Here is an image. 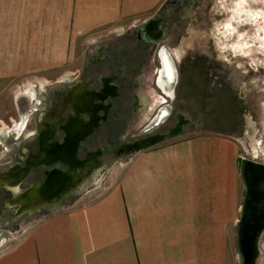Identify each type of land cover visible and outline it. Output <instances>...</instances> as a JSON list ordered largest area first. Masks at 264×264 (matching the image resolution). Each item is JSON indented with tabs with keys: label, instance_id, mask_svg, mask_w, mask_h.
Here are the masks:
<instances>
[{
	"label": "crops",
	"instance_id": "1",
	"mask_svg": "<svg viewBox=\"0 0 264 264\" xmlns=\"http://www.w3.org/2000/svg\"><path fill=\"white\" fill-rule=\"evenodd\" d=\"M162 1L0 0V81L24 80L26 74L64 66L73 58L70 44L78 36L146 15ZM78 82L85 84H75ZM20 88L19 84L11 88L13 105L19 113L13 128L22 131L19 136H31L22 141L34 139L36 147L32 150L22 146L17 163L0 168V189L12 195L0 203V229L17 218L41 217L31 227L18 228L10 244L6 241L8 246L0 251V264H238L241 255L236 229L244 193V157L223 136L177 139L141 149L124 165L107 169L94 184L89 185V181L96 178L99 169L89 175L91 178L72 183L62 193L64 198L71 197L69 204L58 207V196L35 206L33 211L24 209L19 213L30 202L44 201L51 191L33 198L32 191L40 184L30 180L33 172L42 171L46 181L47 172L58 169L56 163L62 165L64 170L58 169L61 172L71 170L62 160L49 165L34 161L44 153L53 158L62 156L49 151L56 145L54 140L58 141L55 134L62 132L64 140L63 125L70 116L77 117L64 96L58 105L60 114L34 113L38 128L32 130L34 134H25L32 116L28 112H36L39 103L31 93L30 108L20 114L16 103ZM63 110H68L69 116L63 117ZM48 126L52 127L53 138L41 142L40 134ZM6 127H0V142L12 132ZM177 134L181 133L166 135L165 139ZM257 145L251 140L254 158L260 153ZM0 146L1 161L8 147L3 143ZM96 151L101 157L102 150L97 148L78 158L76 150L77 162ZM126 151L122 148L114 155ZM93 158L85 164L94 163ZM99 162L101 168L100 158ZM14 181L16 185H9ZM15 197L18 201L11 203ZM256 262L264 264V232Z\"/></svg>",
	"mask_w": 264,
	"mask_h": 264
},
{
	"label": "rangeland",
	"instance_id": "2",
	"mask_svg": "<svg viewBox=\"0 0 264 264\" xmlns=\"http://www.w3.org/2000/svg\"><path fill=\"white\" fill-rule=\"evenodd\" d=\"M156 20L165 36L153 44H137L139 49H135L130 54L132 59L127 61L130 68L126 67V63L122 65L129 75L136 70L133 78L135 81H131L129 86V83L118 82V78L113 81L116 89L109 82L112 77H105L101 92L90 90L100 87V75L117 74L118 70L111 61L112 54L120 58L124 51L129 54V49H132L122 42L129 43L131 38L141 40V27ZM70 47L73 58L64 66L26 74L24 80L0 81V121L3 120L0 127L3 130L8 126L6 128L12 131L4 142H0V145L3 143L8 147L0 161V168L17 163L22 146L26 145L32 150L36 147L34 139L22 141L31 136H19L22 131L13 128L19 116L13 105L14 91L11 88L14 84H19V90L22 91L17 94L16 103L19 95H29L30 103L32 96L29 92L39 103L36 112H28L32 116L27 122L25 134H34L32 130L38 128L34 113L46 110L45 113L51 111L50 114H60L58 105L64 100V96L66 104L71 103L68 106L74 108L78 117L71 119L70 116L69 122L67 120L66 125H63L66 134L64 140L62 132L55 134L60 142L53 139L56 145L49 151L51 154L54 150L62 156L53 158L42 151L44 156L35 158L34 161L49 165L63 159V162L71 166L72 172L59 171L58 169H64L60 163H56L54 166L58 169L47 172L48 183L43 179L45 175L42 171L33 172L30 180L40 183L32 191L33 198L37 199L40 193L46 195L51 191L44 197V201L30 202L27 205L29 207L22 208L19 213L24 209L32 211L35 206L52 201L58 196V207L69 204L71 197L64 198L62 193L72 183L81 182L84 177L91 178L89 175H95L99 169L100 173L96 178L89 181V185L94 184L103 172L114 165H124L142 146L149 145L146 142L151 139L154 140L150 144L157 146L177 139L223 136L238 148L244 158L264 163V0H163L155 10L146 15L78 36ZM163 54L168 55L172 65L169 75L163 68ZM96 63H101L103 72L96 68ZM160 71L163 72L161 81H158ZM32 81L37 85L34 89L29 86ZM77 81L86 85L81 82L75 84ZM21 82H25V85ZM71 85L73 86L69 90ZM117 92L118 99H108L112 106L105 118L108 105L102 102L106 96L114 97ZM46 98H51V104L48 105ZM100 108L104 109L102 118L105 121L100 122L97 132L80 142L98 126ZM61 114L63 117L69 116L68 110H63ZM246 119L254 129L252 139L258 140L259 157L254 158L251 153ZM179 132L180 135L164 139L166 135ZM40 137L41 142L52 139V127L48 126ZM141 141L143 142L139 145ZM97 148L102 150L101 157L100 151L86 156V160L94 157V163L90 161V164H85L86 160L77 162L76 150L78 158H81L86 151ZM122 148L127 149L124 154L114 155L116 151H122ZM99 158L103 163L101 168ZM26 172L27 168L24 169V173ZM52 178L56 181H51ZM58 178L61 179L59 183ZM26 184L28 181L20 188ZM56 184L58 185L55 187ZM9 185H16V182ZM11 196L10 191L0 189V203ZM16 201L18 198L15 197L11 203ZM40 217L36 214L17 218L8 227L4 226L7 229H0V251L8 246L6 241L11 243L18 228L31 227ZM238 264H242L241 257Z\"/></svg>",
	"mask_w": 264,
	"mask_h": 264
},
{
	"label": "water",
	"instance_id": "3",
	"mask_svg": "<svg viewBox=\"0 0 264 264\" xmlns=\"http://www.w3.org/2000/svg\"><path fill=\"white\" fill-rule=\"evenodd\" d=\"M151 146L149 143L141 149ZM241 175L244 193L236 229L237 246L242 264H257L264 232V163L244 158Z\"/></svg>",
	"mask_w": 264,
	"mask_h": 264
},
{
	"label": "flooded vegetation",
	"instance_id": "4",
	"mask_svg": "<svg viewBox=\"0 0 264 264\" xmlns=\"http://www.w3.org/2000/svg\"><path fill=\"white\" fill-rule=\"evenodd\" d=\"M140 29V28H139ZM140 34H141V36H140V38H141V40L140 39H136V38H131V40H130V42H131V44H130V42L128 43L127 41L126 42H122L123 43V45H130L131 46V48L132 49H129V50H131L130 51V53L128 54L127 53V51H124L122 54H121V56H120V58H116L115 57V55H113L112 54V58H111V61L112 62H114V66L113 67H115L118 71H117V74H112V75H108V76H104V75H100V83H101V85H100V87L96 90V89H90V90H92V91H96V92H101L102 91V89H103V87H104V81H103V79L105 78V77H112L111 79H110V83L112 84V85H114L115 87H116V89H117V86H116V84L113 82L114 80H117L118 78V82H120V83H123V84H128L129 83V86H130V84H131V81H133L134 79V77H135V75H136V70L134 69L133 71H135V72H133L131 75H129V73H126L125 72V69L123 68V64H125L126 63V67L127 68H130V64L129 63H127V61H129V60H131L132 58L130 57V54L131 53H133V52H135V49H139V47L137 46V44H143V45H145V43L146 44H153V43H156L158 40H160L161 38H162V36H165V34H164V32H163V30L161 29V27L159 26V23L157 22V20L156 21H149V22H147L146 24H144V26H142L141 27V30H140ZM138 53V52H137ZM136 53V54H137ZM101 64V63H100ZM100 64H98V63H96V64H94V65H97V69L100 71V72H103L102 70H104V67L103 66H100ZM121 69V70H120ZM128 72V71H127ZM135 81V80H134ZM122 84V85H123ZM120 86H121V84H120ZM30 87H32L33 89L34 88H36L37 87V85H36V83L35 84H33V85H31ZM30 94H31V92H29ZM118 97H119V94H118V92H117V94L114 96V97H111L110 95H108V96H106V98L104 99V101L102 102L103 104H107L108 105V109H107V112H106V115H105V118H106V116H108V113H110L109 112V108H110V106H112L111 105V103H109L108 102V99H118ZM37 101V98H35L34 99V101ZM51 98H46L45 99V101L46 102H49L48 103V105L49 104H51ZM134 101V100H133ZM135 101H136V99H135ZM52 105H53V103H52ZM20 111V114H25L26 113V111L25 112H23V111H21V110H19ZM33 111H34V109H33ZM46 111V110H45ZM45 111H43V113L45 112ZM87 114V113H86ZM98 114H99V124H98V126L97 127H95L88 135H86V136H84L81 140H80V142L81 141H84V139L86 138V137H88V136H91L92 134H94L95 132H97V130H98V128L100 127V122H102V120H104L102 117H103V115H104V109L103 108H100L99 110H98ZM86 119H88V114L86 115ZM246 118H247V115H246ZM105 121V120H104ZM185 126V125H184ZM246 128H247V130H248V132H249V135H250V139L251 140H255L254 138L252 139V135H253V131H254V129H253V127H252V123L250 122V125H249V120L248 119H246ZM170 129V128H169ZM168 129V130H169ZM162 134H165V133H162ZM166 138V137H165ZM164 138V139H165ZM151 140H154V139H151ZM255 141H258L257 139L255 140ZM80 142H79V144H80ZM79 144H78V146H79ZM77 149H78V147H77Z\"/></svg>",
	"mask_w": 264,
	"mask_h": 264
},
{
	"label": "bare ground",
	"instance_id": "5",
	"mask_svg": "<svg viewBox=\"0 0 264 264\" xmlns=\"http://www.w3.org/2000/svg\"><path fill=\"white\" fill-rule=\"evenodd\" d=\"M163 50V49H162ZM160 53V52H159ZM160 56V55H159ZM162 63H163V68H165V72L169 75V72H171L172 71V65H171V62H170V59H169V57H168V55L167 54H163V56H162ZM162 72L163 71H160V75H159V78H158V81H161V75H162ZM160 84V83H159ZM162 89V88H161ZM164 90V89H163ZM167 90V89H166ZM167 92V91H166ZM165 92V93H166ZM171 95V94H170ZM170 97V96H169ZM29 95H19V97L17 98V103H18V106H19V108L23 111V112H25L26 110H28L29 109V107H30V103H29ZM93 102V101H92ZM68 104H71V103H68ZM67 104V105H68ZM71 106V105H70ZM71 108V107H70ZM162 113V112H161ZM79 114V113H78ZM76 116V115H75ZM72 118V117H71ZM78 118V117H77ZM68 122H69V120H68ZM83 122H85V121H83ZM88 123V122H87ZM66 125V124H65ZM181 126H182V124H181ZM64 127V126H63ZM92 127V126H91ZM181 128L179 127V129L178 130H180ZM76 133H79V132H76ZM178 135V134H177ZM55 142V141H54ZM143 141H141V142H139L138 144L140 145L141 143H142ZM75 148H76V146H75ZM122 152V151H121ZM3 155V154H2ZM0 157H2L1 155H0ZM63 160V159H62ZM85 161V160H84ZM78 164V163H77ZM90 164V163H89ZM74 167V166H73ZM72 167V168H73ZM80 170V169H79ZM49 172V171H48ZM69 172V171H68ZM71 172H72V170H71ZM17 173V172H16ZM70 173V172H69ZM68 175V174H67ZM71 175V174H70ZM76 176V175H75ZM74 176V177H75ZM67 189V188H66ZM57 191V190H56ZM51 201V200H50ZM33 209V208H32ZM33 211V210H32Z\"/></svg>",
	"mask_w": 264,
	"mask_h": 264
}]
</instances>
